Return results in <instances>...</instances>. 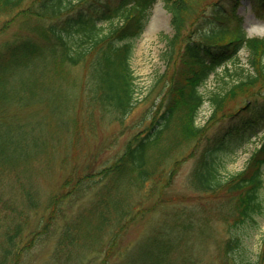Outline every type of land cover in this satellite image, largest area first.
I'll list each match as a JSON object with an SVG mask.
<instances>
[{
  "label": "trees",
  "instance_id": "1",
  "mask_svg": "<svg viewBox=\"0 0 264 264\" xmlns=\"http://www.w3.org/2000/svg\"><path fill=\"white\" fill-rule=\"evenodd\" d=\"M156 1L0 0V14L9 15L0 32L17 20L26 31L0 43V264H85L89 254L99 264H109L111 257L120 264H200L195 247L201 248L205 226L194 221L191 208L175 211L124 256L121 245L125 228L143 211L137 202L153 200L155 193L158 204L165 201L188 158L193 163L184 177L187 187L221 199L214 208L225 224L224 237L209 251L210 264H264V235L259 251L249 247L264 215V134L241 172L229 177L221 172L224 156L255 134H242L247 124L263 120L256 115L264 109V36H247L239 20L230 24L240 0H210L225 10L211 18L203 14L202 0H162L172 30L163 56L170 83L153 110L141 115L119 158L97 173L92 163H77L81 124L90 125L97 113L122 122L134 108L129 60ZM249 1L264 13L263 0ZM241 49L247 66L238 60ZM221 65L222 77L234 68L237 77L210 96L211 112L199 126L195 119L204 100L199 86ZM74 67L79 79L69 76ZM238 96L242 100L223 116L221 127V107ZM29 118L37 120L27 123ZM43 126L51 132H41ZM55 154L59 158L53 161ZM37 164L41 173L64 174L46 200ZM93 188L86 210L68 216L60 207ZM53 236L52 251L42 260V247Z\"/></svg>",
  "mask_w": 264,
  "mask_h": 264
},
{
  "label": "rangeland",
  "instance_id": "2",
  "mask_svg": "<svg viewBox=\"0 0 264 264\" xmlns=\"http://www.w3.org/2000/svg\"><path fill=\"white\" fill-rule=\"evenodd\" d=\"M29 1L30 0H26L25 5H27ZM201 2H204L202 3L204 10L203 14L210 18L215 12L217 16H222L223 12H225L224 9H215L210 3V0H202ZM263 2L264 0L262 1V4ZM217 3L218 1L213 5H217ZM229 9H231V7ZM259 11L260 10L250 4L249 1L241 0V3L237 4L236 9H234V16L236 18L232 17L230 24L233 25L236 20H240L241 27L246 32V35L264 36V13ZM8 17L9 15L0 14V25H2L1 23ZM204 20L206 22L209 21V19ZM169 21L170 14L165 8V5H163L162 0H157L150 10L149 19L145 29L134 42V50L130 59V68L132 70L135 90L134 96L136 98L133 110L127 116L122 118L123 121L121 124L110 120V116L101 117L100 114L97 113L90 125L83 123L79 126V129L76 130V133L79 134L77 146L81 156L80 158H77V163L87 164L88 166L89 163H92L93 165L91 169L94 173H97L102 166L112 163L121 156L126 148V143L130 142L134 133L139 129L137 123L140 120L141 115L153 110V104L160 99L161 92L170 80L171 69H166L163 61V56L165 54V39L172 32ZM222 24L225 23H221L220 25ZM200 25L204 26L205 23L202 22ZM25 33L26 31L21 28V21L17 20L15 23L10 24L6 30L0 32V43L14 40L23 36ZM188 33L189 31H184L185 35H188ZM238 60L244 66H247L245 50L239 52ZM227 66L230 67L231 64L228 63ZM216 70V73H211L204 83L199 86V90L204 96V102L199 107L195 120L198 125H202L211 112V106L209 104L210 96L216 94V92L220 91L226 83L231 82L237 77L235 73L237 72V69L235 68L230 74H227V77H222V74H226L224 72V65L217 67ZM81 71L82 68L79 69V72ZM69 76L71 79H73L72 76L78 77L77 68H72ZM235 98L229 97L225 100L224 106L221 107V127L225 123V118L223 116L229 111V109L233 110L242 100L239 96ZM261 116L263 121L258 119L249 122V125L261 122L258 124L257 136L252 137V140L254 141L242 145L237 148L235 152L229 151L228 155L224 156L225 164L221 168L224 177H228L229 175L240 171L246 164V161L255 148V141L258 143L259 138L264 132V113ZM9 119L15 121L17 118L9 117ZM36 120L37 119L31 120L29 118L25 121L29 123L30 121L36 122ZM14 121L11 123L14 124ZM45 128L44 126L40 128L43 130L41 132H44L45 134L51 132L47 126ZM245 131L246 129L244 132ZM16 136H19L20 138L22 133L16 130ZM27 136H30V134H27ZM28 141L31 140L27 139L26 142ZM48 154L50 156L52 153L48 152ZM57 158H59V156L55 154L53 161ZM191 165L192 158H188L182 163L181 168L175 177V182L166 190L164 203L158 204L150 198L138 201L139 205L143 208L146 207L147 210L140 219H137V221L128 225L125 229L121 235V245L127 246L134 244L152 230L158 229L162 223L169 221L171 215H173L178 209L182 208L189 210V208H191L192 210H195V212H191L193 218H197L200 222L206 221L209 222L208 224H211V226H206L205 231L207 243L204 248L207 250V253L204 251L198 253L201 259V264H210L211 258L209 256V251H214L216 243H219L217 239H222L224 237L225 224L218 220V216H215L216 209L214 208V205L219 203L221 199L218 195L208 194L205 196V193L195 192L187 187L184 177L189 171ZM35 168L37 171V183L43 192L42 198L46 200L48 196L54 192L58 181L64 178V174L63 172L61 173L56 170H48V173L47 171L41 173L42 169L39 164H37ZM80 170L81 167H76L77 173H79ZM3 183L5 184H3L2 187H6L3 191H8L5 193V196H8L11 189L8 185L6 186L5 181ZM93 197L94 188L89 189L87 194L81 195L78 202L75 203L74 200L62 201L60 207L67 212L68 216H72L77 214L78 211L85 209L92 201ZM259 222L260 225L258 230L252 234L249 240V247L252 253L259 251L261 245V240L264 235V215L259 218ZM198 235L200 236L197 228H194V236L197 237ZM55 240L56 236L51 237L42 247V250L46 253L41 257L42 260H44L47 254H50L52 251ZM146 241L147 240L143 242ZM149 246L150 242H148L143 249H146ZM38 253H40V250H38ZM94 256L95 255L93 254H89L85 264H99L98 258L94 259ZM36 259L40 263L39 258L36 257ZM114 260H116L117 264H120V260L115 257L109 259V264Z\"/></svg>",
  "mask_w": 264,
  "mask_h": 264
}]
</instances>
